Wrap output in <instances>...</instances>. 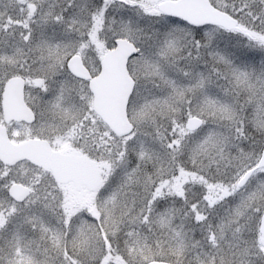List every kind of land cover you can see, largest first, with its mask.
Returning <instances> with one entry per match:
<instances>
[{
	"label": "snow or ice",
	"instance_id": "1",
	"mask_svg": "<svg viewBox=\"0 0 264 264\" xmlns=\"http://www.w3.org/2000/svg\"><path fill=\"white\" fill-rule=\"evenodd\" d=\"M0 264H264V0H0Z\"/></svg>",
	"mask_w": 264,
	"mask_h": 264
}]
</instances>
